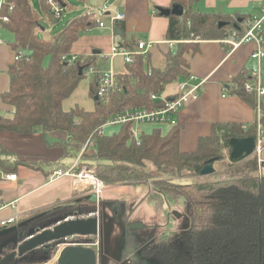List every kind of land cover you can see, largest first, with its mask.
Wrapping results in <instances>:
<instances>
[{"label": "trees", "instance_id": "obj_1", "mask_svg": "<svg viewBox=\"0 0 264 264\" xmlns=\"http://www.w3.org/2000/svg\"><path fill=\"white\" fill-rule=\"evenodd\" d=\"M197 1L171 0L170 8L181 5L184 13L166 16L165 39L178 42L175 49L163 52V67L151 65L149 57L144 63L142 57L136 55L132 63L126 64L125 72L115 73L118 88L112 90L109 101L96 97L100 75L95 73L89 85L94 109L76 105L65 110L63 102L78 88L84 71L98 59V54H81L78 61L64 60L63 56L72 53L80 34L96 23L94 14L76 16L59 31L43 36L40 33L45 34L46 29L42 26V18L51 24L58 21L48 6L43 4L42 16L30 0H7L4 10L9 20L3 27L14 35L9 44L11 49L14 52L22 50L24 56L14 60L7 70L9 87L1 94V99L11 110L7 115L0 113V132H39L48 145L61 146L65 156L81 154V163L75 171L79 172L85 165L106 185L147 182V199L157 210L182 199L190 219L189 227L162 237L143 250L145 255L163 264H259L260 246H264V174L250 179L228 177L213 182L181 184L147 171L148 162H151L159 174L167 177L181 176L183 171L200 175L201 169L212 160H223L231 138L256 137L257 122L249 125L215 123L211 133L201 136L197 149L190 152L180 147L183 127L180 123L171 126L165 134L160 128L144 132L139 142L131 137L128 122L119 123L121 128L114 134L108 135L103 130L105 123L126 110L163 106V102L153 101L151 94H162L167 84L178 83L189 76L186 55L197 53L201 40H236L253 24V17L247 13L196 10ZM10 5L13 6L11 10ZM66 7L71 9L72 5L66 3ZM116 26L121 31L123 44L132 49L125 39L123 24L116 22ZM47 57L50 59L45 63ZM252 79L247 73H241L233 80L231 93L255 108L257 95L244 88L245 82ZM260 105L263 111L260 121L264 125V100ZM53 132H64L68 137L51 143L47 135ZM12 156L0 145V169L4 172L12 173L18 165L38 167V163L12 160L9 158ZM255 167L258 169L257 161ZM97 211V201L88 197L74 198L56 203L44 215L38 212L41 216L36 224L41 227L74 213ZM17 227L23 226L18 223ZM4 229L6 227H0V253L16 246L8 243L2 247L16 235L15 228L6 234ZM135 236L132 234L131 240L141 243ZM51 255L48 251L33 261L20 259L18 264L46 261Z\"/></svg>", "mask_w": 264, "mask_h": 264}, {"label": "crops", "instance_id": "obj_2", "mask_svg": "<svg viewBox=\"0 0 264 264\" xmlns=\"http://www.w3.org/2000/svg\"><path fill=\"white\" fill-rule=\"evenodd\" d=\"M263 5L264 0H198L194 4V9L204 12L222 11L230 14L242 12L255 17L260 15ZM63 6L66 7V3H63ZM84 6V14L91 12L96 19L101 17L99 14L103 10H108L111 14L124 13L126 19L121 23L125 28L126 41L131 43L132 49L137 40L154 42L150 49L149 59L151 65L155 67H163L165 65L163 52L168 48L175 49L177 45L176 43L170 46L167 43L169 40L165 38L168 18L166 16L161 17L163 15H160L158 10L159 8H170L171 0H93L92 4ZM73 9H75L74 6L70 10ZM105 23L107 27L102 28L95 23L87 32L109 30L111 46L116 40L120 44L122 43L125 49H128L123 44L121 35L117 31L116 33L112 32L110 22L106 20ZM118 32L121 31L118 30ZM83 33L80 34L76 43L81 40ZM88 37L87 44L78 50H76L75 43L72 53L88 55L94 50H100L103 53L110 52L111 48L104 51L100 47L99 37H92L90 34ZM256 48L255 42H245L234 47L226 40H201L199 51L186 55L188 71L205 78L206 83L200 97L188 103L180 112L179 123L183 125L180 134V147L183 151H195L198 147L199 138L209 135L215 123L249 125L260 121L261 115L258 107H252L241 97L231 93L233 80L243 72L253 78V73L260 70L261 80L264 58L260 60L252 57ZM157 51H160L161 54ZM157 56H160V59H157ZM117 58H121L122 62L116 61ZM13 62L14 51L10 45L6 43L0 45V113L5 115L9 114L11 107L2 101L1 94L9 87L7 70ZM97 62L101 68L109 67V60L101 59L98 56ZM113 68L115 73L125 72L126 64L122 57L117 56L113 59ZM177 85L178 83H175L174 87L169 86L162 95L173 96L177 93ZM81 87L89 91L88 85L79 86L77 89L82 90ZM79 102L85 104L83 99ZM70 106L69 100L66 99L63 102L64 109L69 110ZM89 106V110L94 109V105L90 104ZM53 133L52 136H54L51 139H48L51 133L47 135V139L51 143L65 140L68 137L64 132ZM0 145L10 154H13L12 157H9L12 160L38 163L36 169L18 165L17 170L11 171L18 175L15 181L0 179V220L16 215L21 219V217H27L31 213L44 212L56 203L74 198L88 197L94 199L93 196H96L98 197L97 202H99L102 199V194L115 185L103 183L104 188L101 194L97 195L93 189L89 188L90 185L83 182V179L78 181L70 175H63L54 179L52 173L56 169L75 170L78 157L65 156L61 146L48 145L39 132L32 134L0 132ZM127 185L133 187L132 184ZM7 190L10 193H7ZM147 194L146 192L144 195Z\"/></svg>", "mask_w": 264, "mask_h": 264}, {"label": "rangeland", "instance_id": "obj_3", "mask_svg": "<svg viewBox=\"0 0 264 264\" xmlns=\"http://www.w3.org/2000/svg\"><path fill=\"white\" fill-rule=\"evenodd\" d=\"M34 8L39 12L40 15L44 16L43 10V2L42 0H30ZM65 3L71 4L75 7L72 11L65 7L66 11L63 14V17L59 19L56 23H49L45 17L42 18V26L46 29V33L41 32V35L50 36L55 32L59 31L67 22L68 20L83 15L85 13V6L87 4H92L93 0H62ZM106 1V0H105ZM101 3V1H100ZM99 4V3H98ZM87 9V8H86ZM89 9V8H88ZM197 10V9H196ZM101 16V14H99ZM164 17V16H161ZM107 21H109V16L105 17ZM89 34L92 37H99L100 39V47L104 51H108L111 48L110 44V32L109 30H94L92 32L85 31L82 35L81 40L75 44L76 50L81 48L84 44H87L89 40ZM3 40L6 44H10L14 40V35L7 31L6 29L2 32ZM119 43L118 41H116ZM74 46V47H75ZM157 53L161 54L160 51ZM49 57L45 60V63L49 62ZM157 59H160V56H157ZM116 61H121V58H117ZM156 65V64H154ZM162 67V66H160ZM93 78V74L85 75L83 80L81 81L79 86L90 85ZM262 84L264 86V65L262 67ZM175 83H169L166 85L165 90L167 91L169 86L174 87ZM78 86V87H79ZM76 89L74 93L68 98L69 104L71 105L69 109L75 107L76 105L84 107L86 109L90 108V104L94 105L93 98L89 95V91L86 89L84 90ZM164 90V92H165ZM85 100V104L80 103V100ZM137 127L142 133H149L154 128H160L162 132L165 134L169 128V124H162L159 122H139ZM121 128V124H114L105 126L103 128L104 132L108 135L114 134L115 132L119 131ZM61 133V132H60ZM52 134L48 136V139L53 138ZM230 151L231 148H227L224 150V158L222 161H217L216 168L217 171L210 175L202 176V175H192L188 171H183L181 176L177 177H167L158 173L156 167L151 163L148 162L147 171L151 172L150 175L157 174L160 178H169L174 180L177 183L187 184L191 182H213L218 179L223 178H234V177H244L246 179H250L255 175L264 174V170L260 171L256 169L255 162L256 157L254 155L241 160V161H234L230 158ZM81 154L78 156V162L75 166L77 168L78 164L81 163ZM87 169L88 167L83 165L81 170ZM264 169V168H262ZM79 171V172H80ZM261 172V173H260ZM133 187L127 184H115L113 188H110L102 194V199L99 200V208L100 212L98 215V234L94 236L96 240L92 238L88 239L91 241H99L100 243V256L103 258H113V259H121L122 257H129L130 252L128 251L129 248H133L132 244H129L128 248L126 247V233L127 231H131L136 236H138L142 241L145 242V246L152 247L159 239L162 237L177 233L180 231L185 230L190 225V219L187 213L183 208V200L180 199L178 202H170L164 206V209L157 210L154 207V204L147 200V195H144L146 192L149 191V184L147 182H139L132 184ZM92 189V187H89ZM148 190V191H147ZM7 193L10 191L7 190ZM95 201H98V197L93 196ZM106 198V199H104ZM114 198V199H112ZM77 199V198H76ZM80 199V198H78ZM1 205V202H0ZM42 212V211H41ZM45 212V211H44ZM43 212V215L45 214ZM38 212L31 213L27 217H21L19 224L23 226L22 228H18L17 225H14L15 234L23 236L27 233L29 229L37 228L38 220L41 215H37ZM81 214H87L86 212H81ZM91 237V236H90ZM69 241H84L81 240L80 237H76L70 239ZM62 240L53 241L47 245V247H39L35 250L34 253H28L26 255L25 261H33L36 258L43 257L42 255L47 254L48 251L52 253L51 257L46 261H37V262H27L24 264H57L58 258L56 257L60 252ZM16 249V246H14ZM128 249V250H127ZM12 248L9 251H3L0 253L8 254L11 252ZM6 252V253H5ZM38 256V257H37ZM99 260V259H98ZM20 259H17L15 264H18Z\"/></svg>", "mask_w": 264, "mask_h": 264}, {"label": "built area", "instance_id": "obj_4", "mask_svg": "<svg viewBox=\"0 0 264 264\" xmlns=\"http://www.w3.org/2000/svg\"><path fill=\"white\" fill-rule=\"evenodd\" d=\"M7 0H0V45L4 44L5 41L2 37V32L4 29V24L8 22V16L5 13V5ZM42 2L48 6L49 12L56 19H61L63 14L65 13V7L63 6L62 0H42ZM12 5H10L9 10L12 9ZM101 17L96 19V24L99 27L105 28L107 27L105 21L106 16H109L110 29L113 33H116L117 26L116 22H121L126 19L124 13H115L111 14L108 10H103L101 13ZM230 42L234 47H237L245 42H255L257 45L256 50L252 53L253 58L262 59L264 58V5L261 8V13L259 16L253 17V24L246 33L239 39L236 40H226ZM177 40H169L167 41L170 46L176 44ZM154 45L152 41H144L137 40L134 44L133 49H125L122 46V43H117L116 40L113 41L111 50L109 53L100 52L98 56L101 59L109 60L108 68H101L98 66V62L93 61L89 65V67L84 71V75L95 74L98 73L100 75V79L98 82V91L96 97L101 101L107 102L110 100L111 92L113 89H117V85L115 83V72L113 68V59L117 56L123 58L125 64L132 63L134 61V57L136 55L141 56L144 63L148 61L150 49ZM89 55V54H88ZM24 56L22 50H17L14 52V60H18ZM64 60L70 61H78L80 59V54L69 53L63 56ZM84 59H81L83 61ZM261 71H256L253 73V79L248 80L244 84V88L248 93H255L258 98L257 107L262 116L263 111L261 109V102L264 100V86L260 80ZM206 83L205 78H201L193 73H190L189 76L178 82L177 85V93L173 96H164L162 94L152 93L151 98L153 101H161L163 102V106L157 108H141L137 110H126L124 113L119 114L111 118L107 123L103 125L105 126L119 124V123H130L129 132L132 138L139 142L140 140V131L137 127L139 122L147 121V122H159L162 124H169L170 126H174L179 123V115L184 106H186L191 101L197 100L202 91L204 90V85ZM260 116V118H261ZM253 155L256 157L258 169L262 171L264 166V125L261 121L258 122L257 126V136H256V146ZM261 173V172H260ZM53 178H58L63 175L74 176L76 180L81 181L82 178L92 177L97 184L90 185L92 189L96 192L97 195L101 194L104 186L102 187V181H100L97 177L94 176L93 170L91 169H83L80 172H76L74 169L62 170L56 169L53 171ZM261 176V175H260ZM18 175L16 173H7L0 169V179L15 181L17 180ZM98 212H88L87 214L74 213L68 215L56 223H53L48 226L40 227L36 233L42 232L46 229H53L54 226L62 223L68 222L70 220L75 219H87L92 216H97ZM19 216H9L7 218L0 220V227L10 228L19 223ZM35 233V234H36ZM91 236V237H90ZM73 235L66 237L62 240L60 252L64 247L68 245H81L93 248L97 253V259L100 256V243L99 241H89L88 239L94 238L92 235ZM80 237L81 240L84 241H69L70 239ZM60 241V240H59Z\"/></svg>", "mask_w": 264, "mask_h": 264}, {"label": "water", "instance_id": "obj_5", "mask_svg": "<svg viewBox=\"0 0 264 264\" xmlns=\"http://www.w3.org/2000/svg\"><path fill=\"white\" fill-rule=\"evenodd\" d=\"M158 10L159 14L163 16H168L169 14L182 15L184 13V8L181 5H173L172 8L166 9L159 8ZM117 33L121 35V32H118V30ZM93 53L99 54L100 50H94ZM80 73H82V68L80 69ZM229 146L231 148V160L241 161L253 155L256 146V137H233L229 141ZM216 162V160H212L205 165L201 169L200 175L206 176L215 173L217 171ZM58 220L53 223H56ZM98 222V216H92L87 219H75L62 222L54 226L53 229H46L39 233H36L40 228L37 227L29 229L23 236L19 237L18 235H14L5 241L2 247L8 243H13L16 245V249L2 257L0 264H15L17 259L25 258L28 253H34L39 247H47L49 243L69 236H96L99 228ZM48 225L51 224L44 226ZM13 230L14 227L6 228L3 230V233H10ZM57 264H98L97 253L91 247L68 245L61 251Z\"/></svg>", "mask_w": 264, "mask_h": 264}, {"label": "flooded vegetation", "instance_id": "obj_6", "mask_svg": "<svg viewBox=\"0 0 264 264\" xmlns=\"http://www.w3.org/2000/svg\"><path fill=\"white\" fill-rule=\"evenodd\" d=\"M99 203V202H98ZM99 204H98V213L97 216L99 215ZM134 235L131 231H127L126 233V247L128 248L129 244L133 245V248H129V257H122L120 260L119 259H113V258H103L102 256H99L98 264H163L159 259L153 257V256H147L143 253V250L146 248H150L148 246H145V242L142 241L138 236H135L136 240H140L141 243L138 244V242H135L131 240V235ZM97 236V235H96ZM93 240H96V238H92ZM101 248V246H100ZM101 255V254H100ZM5 254L0 255V259L4 257ZM259 264H264V246H260V262Z\"/></svg>", "mask_w": 264, "mask_h": 264}, {"label": "bare ground", "instance_id": "obj_7", "mask_svg": "<svg viewBox=\"0 0 264 264\" xmlns=\"http://www.w3.org/2000/svg\"><path fill=\"white\" fill-rule=\"evenodd\" d=\"M84 181L85 184L87 185H94V184H97L96 181L92 178V177H87V178H82ZM103 184V183H102ZM104 186V184L102 185V187ZM60 253H58L57 257H56V260L57 258L59 257Z\"/></svg>", "mask_w": 264, "mask_h": 264}]
</instances>
